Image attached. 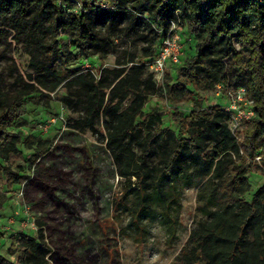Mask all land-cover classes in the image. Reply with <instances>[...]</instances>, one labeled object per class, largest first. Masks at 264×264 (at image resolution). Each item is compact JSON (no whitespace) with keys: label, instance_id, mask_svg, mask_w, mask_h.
Instances as JSON below:
<instances>
[{"label":"trees","instance_id":"obj_1","mask_svg":"<svg viewBox=\"0 0 264 264\" xmlns=\"http://www.w3.org/2000/svg\"><path fill=\"white\" fill-rule=\"evenodd\" d=\"M75 3L69 12L61 5ZM176 23L190 43L174 80L165 73L157 83L147 63ZM146 28L152 35L141 55L116 59L98 74L90 66L69 67L82 55L103 58L120 32ZM7 29L21 37L30 67L13 91L0 85V178L8 186L32 178L45 193L55 189L50 173L39 170L51 140L14 124L27 114L29 94L50 97L61 89L57 100L69 112L66 126L103 137L117 174L129 187L135 177L132 222L160 215L174 232L183 188H196L201 215L172 264H264V183L252 191L247 177L258 166L256 156L264 165V0H0V37ZM234 40L246 55L235 50ZM230 67L237 76L246 74V96L253 100L242 140L229 127L230 112L218 105L197 108L203 99L194 97L227 83ZM163 93L173 105L194 102L189 113L171 111L173 127L162 123L161 105L146 109L151 95ZM22 149L33 152V177L7 164ZM37 223L36 235L22 234L21 252L13 258L0 253V264H79L72 253L62 254L60 236L61 251L55 252L41 229L46 220Z\"/></svg>","mask_w":264,"mask_h":264},{"label":"rangeland","instance_id":"obj_2","mask_svg":"<svg viewBox=\"0 0 264 264\" xmlns=\"http://www.w3.org/2000/svg\"><path fill=\"white\" fill-rule=\"evenodd\" d=\"M61 5L66 12L78 7V3ZM172 27L181 42L185 41L183 48L187 47L189 35L177 23ZM139 33L126 35L122 31L114 38V49L103 58L99 54H92L88 59L82 55L69 67L86 70L87 60L90 69L98 74L104 67H114L116 59L123 61L132 55L139 56L143 47L150 44L152 32L146 28L140 29ZM68 39V35L61 38L62 42ZM234 47L236 51L247 54L238 40H234ZM179 65L180 61L167 64L165 73L168 74V82L174 80ZM226 65H230L229 59ZM231 67L228 82L222 84L219 90L216 86L213 90H200L194 95L203 99L197 108L227 106L232 95L245 86L246 74L237 76ZM29 71V56L22 46L21 37L7 29L0 37L2 89L6 93L13 91L23 82V78L26 80L24 75ZM63 93L59 89L50 97L29 94L27 114L14 124L16 130L39 131L43 138L51 140V149L39 159V170L50 173V177L44 174L42 179L48 180L46 178L49 177L48 181L55 189L50 190L51 194L45 193L32 178L27 179L24 185L11 186L7 185L4 177L0 178V253L16 257L21 252L19 243L22 234L36 235L40 229L37 220L43 219L47 224L41 229L55 247V252L61 251L57 241L60 236L66 247L62 254L72 253L80 259L79 264H172L201 215L197 210L196 188H183L178 214L172 210V214L178 215L174 232L160 215L142 217L137 224L133 213L137 192L135 177L131 178L134 183L129 187L128 181L117 174L103 137L66 126L69 112L57 100ZM154 103L161 105L162 123L171 127L170 114L174 108L189 113L194 107L191 99L173 105L167 101L164 93L151 95L146 109ZM246 124L236 131L240 140L243 139ZM32 153L31 150L22 149L11 155L7 164L13 169L22 167L27 175L33 177V164L29 160ZM260 161L257 156L254 158L253 164L257 163L258 166H254L247 175L252 191L264 183V165ZM58 202L61 205L56 207ZM132 219L135 221L132 222ZM71 263L75 264L74 260L71 259Z\"/></svg>","mask_w":264,"mask_h":264},{"label":"built area","instance_id":"obj_3","mask_svg":"<svg viewBox=\"0 0 264 264\" xmlns=\"http://www.w3.org/2000/svg\"><path fill=\"white\" fill-rule=\"evenodd\" d=\"M172 25L167 36L163 39L158 48L157 54L147 63L149 69L154 74L156 82H162L167 64L178 63L184 52V43L181 42L180 36L174 33ZM85 66L88 68L90 66L89 62L86 61ZM217 87L219 90L221 84L217 85ZM252 106L253 100L246 96L245 87H240L236 91V94L232 95L230 104L223 107L224 110L231 113L229 123L231 131L236 133V131L250 119L253 115ZM257 158L259 159V156H257Z\"/></svg>","mask_w":264,"mask_h":264}]
</instances>
